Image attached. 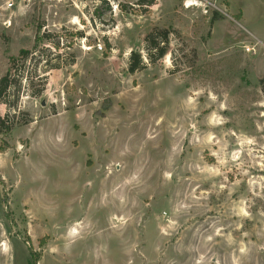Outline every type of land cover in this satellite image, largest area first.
Instances as JSON below:
<instances>
[{"label": "rangeland", "instance_id": "obj_1", "mask_svg": "<svg viewBox=\"0 0 264 264\" xmlns=\"http://www.w3.org/2000/svg\"><path fill=\"white\" fill-rule=\"evenodd\" d=\"M22 50L0 264H264V0H0Z\"/></svg>", "mask_w": 264, "mask_h": 264}, {"label": "trees", "instance_id": "obj_2", "mask_svg": "<svg viewBox=\"0 0 264 264\" xmlns=\"http://www.w3.org/2000/svg\"><path fill=\"white\" fill-rule=\"evenodd\" d=\"M50 37L51 35L48 34L44 36V38L46 39ZM145 41L146 43H148L149 60L151 62H154V60H152L153 57H156L154 59H163L168 54L169 32L167 30L158 31V33L152 32L149 34V36H147ZM29 55H30L29 51L22 50L19 56H17L16 58H11L10 69L8 73L3 78L0 79V103L1 102L6 103L5 98L8 95V92L14 83L13 79L12 80L10 79V75L11 72L13 71V68L17 67L19 61L26 60ZM144 67L145 65L142 61L141 55L139 53L132 52L129 60V72L135 73L137 71L142 70ZM7 119L8 116L6 119L0 118L1 132H3V129L7 131L9 130L8 125H6ZM37 258L38 257H36L35 260H37Z\"/></svg>", "mask_w": 264, "mask_h": 264}, {"label": "built area", "instance_id": "obj_3", "mask_svg": "<svg viewBox=\"0 0 264 264\" xmlns=\"http://www.w3.org/2000/svg\"><path fill=\"white\" fill-rule=\"evenodd\" d=\"M245 51H246L247 53H252L253 55L256 53V52H255V49H254V48H250V47H245Z\"/></svg>", "mask_w": 264, "mask_h": 264}, {"label": "bare ground", "instance_id": "obj_4", "mask_svg": "<svg viewBox=\"0 0 264 264\" xmlns=\"http://www.w3.org/2000/svg\"><path fill=\"white\" fill-rule=\"evenodd\" d=\"M191 5H193V4H192V3H189V4H188V6H191Z\"/></svg>", "mask_w": 264, "mask_h": 264}, {"label": "water", "instance_id": "obj_5", "mask_svg": "<svg viewBox=\"0 0 264 264\" xmlns=\"http://www.w3.org/2000/svg\"><path fill=\"white\" fill-rule=\"evenodd\" d=\"M44 105V104H43Z\"/></svg>", "mask_w": 264, "mask_h": 264}]
</instances>
